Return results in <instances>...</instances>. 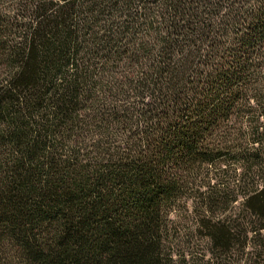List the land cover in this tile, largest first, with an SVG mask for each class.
Returning <instances> with one entry per match:
<instances>
[{
  "label": "trees",
  "instance_id": "16d2710c",
  "mask_svg": "<svg viewBox=\"0 0 264 264\" xmlns=\"http://www.w3.org/2000/svg\"><path fill=\"white\" fill-rule=\"evenodd\" d=\"M255 145L264 0H0V264H168L172 206L230 168L264 221Z\"/></svg>",
  "mask_w": 264,
  "mask_h": 264
},
{
  "label": "rangeland",
  "instance_id": "374dc122",
  "mask_svg": "<svg viewBox=\"0 0 264 264\" xmlns=\"http://www.w3.org/2000/svg\"><path fill=\"white\" fill-rule=\"evenodd\" d=\"M253 149H260L264 163V145L261 148L255 145ZM228 171L229 174L212 180L210 186L217 185L214 189L204 186L202 190L206 193H185L172 206L164 244L168 264H264V229L260 236H253L264 221H258L242 207L244 193L236 187L231 168ZM205 209L210 213L208 216ZM204 215L212 221L232 220L233 240L228 250L213 247L201 228Z\"/></svg>",
  "mask_w": 264,
  "mask_h": 264
}]
</instances>
